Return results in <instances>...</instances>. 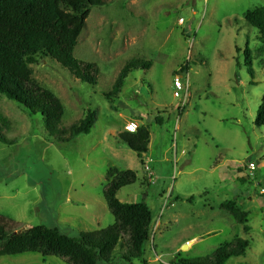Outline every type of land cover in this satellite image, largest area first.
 Masks as SVG:
<instances>
[{
    "label": "rangeland",
    "instance_id": "rangeland-1",
    "mask_svg": "<svg viewBox=\"0 0 264 264\" xmlns=\"http://www.w3.org/2000/svg\"><path fill=\"white\" fill-rule=\"evenodd\" d=\"M104 2L91 8L73 52L98 66L94 84L50 58L38 56L30 65L36 81L63 103L61 131L95 112L88 134L57 141L40 114L29 117L0 94V132L7 139L0 141V215L21 226L14 236L44 225L78 237L113 223L103 196L107 170L131 169L137 179L117 198L149 205L150 239L142 259H130L119 243L107 264H178L235 236L250 247L226 264H264V126L254 123L264 94V41L244 19L264 0ZM131 60L140 63L114 94ZM177 74L188 75L185 98L183 90L174 95ZM129 121L149 128L143 159H150L153 183L119 138ZM225 200L247 213V231L220 208ZM0 264L66 263L27 252L2 255Z\"/></svg>",
    "mask_w": 264,
    "mask_h": 264
},
{
    "label": "trees",
    "instance_id": "trees-1",
    "mask_svg": "<svg viewBox=\"0 0 264 264\" xmlns=\"http://www.w3.org/2000/svg\"><path fill=\"white\" fill-rule=\"evenodd\" d=\"M104 3V0H0V94L21 106L29 117L40 114L45 130L51 136L57 135L60 142L88 134L94 124L95 112L88 110L82 119L67 128V134L61 131L58 127L64 115L63 103L55 93L36 81L30 65L38 56L50 58L81 81L94 84L98 66L78 60L73 52L91 8ZM244 19L258 30L264 41V6L247 10ZM135 63L140 60H131L122 68L113 87L114 94L121 89ZM4 122L0 116V129ZM254 123L264 126V94ZM119 138L143 164L150 141L149 128L140 124L135 132L122 131ZM0 141L7 143L1 132ZM106 179L103 196L114 217L112 224L83 232L78 237L44 225L32 226L24 234L14 236L22 231L21 226L0 215V256L32 252L57 257L66 264H107L113 261L115 249L122 243L130 259H142L144 246L151 235L152 210L146 202L124 203L117 198L122 187L136 181V173L131 169L110 167ZM220 208L243 224L245 231L249 229L247 213L234 200H225ZM249 247L248 240L235 236L209 255L179 258L177 263L226 264L232 257L244 256Z\"/></svg>",
    "mask_w": 264,
    "mask_h": 264
},
{
    "label": "built area",
    "instance_id": "built-area-1",
    "mask_svg": "<svg viewBox=\"0 0 264 264\" xmlns=\"http://www.w3.org/2000/svg\"><path fill=\"white\" fill-rule=\"evenodd\" d=\"M184 79V81H183ZM173 85L175 87V96H179L180 93L179 91H184V98L185 96L188 94L189 92V82H188V75L186 74V76L184 77L183 74H177L175 75L174 79H173ZM138 128V124L135 121H129L126 124H124L123 126V130L127 131V132H135ZM150 159L146 158L144 159V169L145 171H150L148 165H149ZM246 168L248 169L250 175H253L254 171L256 170V165L254 162H249L246 166ZM150 176V182L153 183V174L150 171L149 173ZM262 192H264V189H262Z\"/></svg>",
    "mask_w": 264,
    "mask_h": 264
},
{
    "label": "crops",
    "instance_id": "crops-1",
    "mask_svg": "<svg viewBox=\"0 0 264 264\" xmlns=\"http://www.w3.org/2000/svg\"><path fill=\"white\" fill-rule=\"evenodd\" d=\"M150 132V131H149ZM151 137V136H150ZM150 146V141H149V145H148V147ZM185 242H189V243H191V241H188V240H186Z\"/></svg>",
    "mask_w": 264,
    "mask_h": 264
},
{
    "label": "water",
    "instance_id": "water-1",
    "mask_svg": "<svg viewBox=\"0 0 264 264\" xmlns=\"http://www.w3.org/2000/svg\"><path fill=\"white\" fill-rule=\"evenodd\" d=\"M185 246H186V245H185ZM185 246H184V247H185Z\"/></svg>",
    "mask_w": 264,
    "mask_h": 264
}]
</instances>
